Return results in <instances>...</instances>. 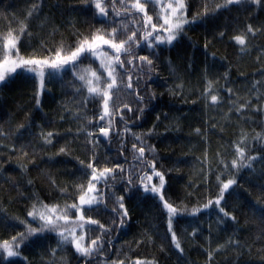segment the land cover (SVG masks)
<instances>
[{
    "label": "trees",
    "instance_id": "trees-1",
    "mask_svg": "<svg viewBox=\"0 0 264 264\" xmlns=\"http://www.w3.org/2000/svg\"><path fill=\"white\" fill-rule=\"evenodd\" d=\"M96 2L0 0V44L11 31L18 38L19 57L56 59L57 49L65 55L85 37L107 39L112 28L125 23L128 30L116 42L134 30L138 39L146 34L143 14L126 12L133 0H116L114 5L99 0L107 15L100 14ZM185 3L189 23L170 44L155 41L163 32L159 27L152 37L140 39L139 46L132 45L131 54H121V60L132 64L116 67L118 88L110 101L108 137L98 125L101 97L90 96L76 75L84 68L94 71L105 89L109 77L101 55L86 52L54 73L45 67L43 90H38V78L22 68L0 82V244L26 232V225L39 228L42 222L28 216L33 205L38 211L44 210L42 205L67 209L70 220L59 221L56 231L28 236L19 255L0 254V264H264V0L219 9L216 5L225 0ZM145 8L153 23L162 26L156 16L160 7L147 3ZM237 35L245 37V45L236 43ZM97 43L98 51L114 56L108 45ZM48 133L53 134L51 143L45 142ZM133 144L145 148L142 160ZM89 162L98 172L113 169L114 178L97 184L101 203L81 206L86 220L98 221L85 223L83 245L98 237L101 245L85 257L62 242L58 232L80 223L81 212L67 206L79 204L87 189ZM151 163L164 176V200L178 210L171 227L179 249L159 194L144 191L145 185L159 187ZM228 180L235 183L220 207L229 216L215 204L204 208ZM196 209L200 211L193 214Z\"/></svg>",
    "mask_w": 264,
    "mask_h": 264
},
{
    "label": "snow or ice",
    "instance_id": "snow-or-ice-1",
    "mask_svg": "<svg viewBox=\"0 0 264 264\" xmlns=\"http://www.w3.org/2000/svg\"><path fill=\"white\" fill-rule=\"evenodd\" d=\"M116 0H112L113 5L115 4ZM121 4H125L126 0H119ZM243 0H225V4L223 5H216V8H222L227 7L231 4H240ZM252 3L259 4L262 2V0H251ZM151 3L154 5H157L160 7L161 12H158L156 14L157 21L163 20V25L158 26V23H153V17L147 14L145 4ZM95 7L99 9L100 14L107 15V11L105 7L101 6V3L99 0H97ZM126 12L129 14L132 13H142L143 16L141 17V26L145 31V35L137 38V31L134 30L131 32V35H127L126 39H121L119 42L117 41V36L121 32H127L128 25L122 24L120 28H112V31L110 33H107V36L109 38H105L104 35H93L90 39L88 37H85L84 39L80 40L75 47L74 50H71L65 55H62L63 49H57L55 52L56 59H37V58H30V59H24L22 57H19V50L17 48V42L18 38L13 37L12 32L9 31L7 34V38L3 44H0V56H2V60H0V68H3L4 65L11 64V67L7 69V72L0 71V82L4 81L6 79V74L15 73L17 68H22L28 73L33 74V78H38V90H43L44 88V78H45V71L44 68L47 67L49 69L53 70L54 72H57L65 65L71 64L78 60L82 54L84 53H90L93 56H96L98 54V49L100 48V44L97 43V41L102 42L103 45H108L113 51L114 56L109 57L110 61H114L113 63L104 64L102 61V66L108 69V77L109 81H106V88L101 89L99 87L100 82V76L97 75L96 72L91 71L89 69H86V72H90L91 77L95 78L96 86H94L93 79H86L85 75H81L79 77L80 80L85 81L87 84V91L90 96H99L102 99V105H103V112L99 116V120H104L106 117L109 118L108 125L102 126L100 128V132L105 136H109V132L112 130V118H113V112L110 111V101L113 96V90L118 88L117 83V73H116V67L124 68L125 64H132V60H121V54H131L132 45L139 46L140 39L147 40L148 37H152L154 33H158L159 27L168 26L164 28L165 31L169 32V35H167L166 38L161 37L160 35H155L154 39L158 43H171L174 39H176V35L178 32L182 31L183 25L189 23L188 19L186 18V3L185 0H169L168 3H164L163 0H133L130 7L126 8ZM207 12V9H206ZM31 15V13H29ZM116 15L120 16L121 13L119 11H116ZM133 20H135V16H133ZM151 30H148V29ZM25 31V28L22 27L20 29V32L23 33ZM247 31L249 33L253 32V29L251 26L248 27ZM223 35V33H221ZM234 40L237 44L243 46L246 43L245 37L243 35H237L234 37ZM149 47H152L151 44L148 45ZM107 55V54H105ZM15 57V58H13ZM140 60L145 61L147 64H151L152 61L148 59V57H139ZM53 73H49V75H52ZM121 82H123V78H121ZM128 88L132 87L131 84V76L128 77ZM39 94V91H38ZM140 99H143L140 97ZM218 97L216 95L211 96V101L213 103L217 102ZM37 104H39V99H37ZM125 107H128L125 105ZM116 111H119L117 109ZM131 111V109H129ZM142 111V110H141ZM121 119L123 117L121 116ZM127 131V129H125ZM198 131V130H197ZM52 133H48L45 137L46 143H51L50 137L52 136ZM91 135V134H89ZM137 141H140L141 138L139 136L136 137ZM133 150L139 152V157H137L138 160H142L145 153V148L142 146L139 149H137L136 144H133ZM61 152L64 151L62 148L60 150ZM241 156L243 155V151L241 149H238ZM81 164H83V161H81ZM153 170V175L159 178V187L152 185L151 187H148L145 185L144 191L145 192H152L157 193L160 196V200L163 201V206L165 209H167L169 215V231L172 232V220L171 217L178 214L177 208H175L172 204H169L167 201L164 200L163 194L161 192V189L164 186V176L161 172L155 170V164L151 163L148 165ZM232 166H236V161L234 160L232 162ZM119 167V166H118ZM87 169H91L90 179L88 181L87 189L84 190L83 194L79 196V204H72L67 206L68 208L76 209L77 212H81V214L77 217V220L80 222L76 224L73 227L65 228L64 231L58 232V235L62 238V242L64 243H71L74 247L76 252L80 253L82 256L90 257L92 256L100 245L99 237L97 239L91 240L90 244L88 246H84L82 241L84 240L83 233L79 236L76 235V229L77 227L80 229L84 228L85 223L89 224H98V221L92 220L91 218L85 219V216L82 214V207L83 205H88L91 207L93 204H99L102 202V193H100L99 189L97 188V184H99L101 181H104L107 183L109 178H114L113 176V169L111 168H104L103 170H100L99 172L94 167L93 162H89L86 165ZM120 171H124L123 168H120ZM85 175H88L87 172H85ZM148 180H151V176H147ZM129 184L132 183L131 180L128 181ZM141 183H143V178L141 179ZM234 180H228L226 183H222L221 191L218 196V198L215 201H209L208 204L204 205V208H208L209 206L215 204L221 213H223L224 216H229V213L225 211L223 207H220L221 200H223L224 193L230 188L232 184H234ZM90 193H95V195H89ZM123 197H120L118 199V206L120 209L124 208L123 205ZM42 208L44 211H38L36 209V206L33 205V210L28 213V216L32 217L33 220H39L42 223L40 224L39 228H31L30 226L26 225V232L20 233L18 237H13L12 242L4 241L2 244H0V254L6 253L7 257H15L19 255L18 249L21 247V245L24 243V241L28 238V236L36 235L37 232L45 231L46 229L49 231H56L58 227V222L63 220L65 224H69V216L67 214V209H59L58 206H51L48 205H42ZM113 211H116V209H113ZM200 211L199 209H196L193 211V214H196V212ZM124 216H127V211L125 210L123 212ZM234 219V217H233ZM24 223V222H22ZM101 229L104 228V225H99ZM65 232L68 233V235H65ZM172 241L175 244V247L177 249L180 248V244L178 241V238L175 234V232H172ZM0 259H2V255H0ZM115 264V262H114ZM120 264H123L121 261ZM135 264H145V262H141L137 260Z\"/></svg>",
    "mask_w": 264,
    "mask_h": 264
},
{
    "label": "rangeland",
    "instance_id": "rangeland-1",
    "mask_svg": "<svg viewBox=\"0 0 264 264\" xmlns=\"http://www.w3.org/2000/svg\"><path fill=\"white\" fill-rule=\"evenodd\" d=\"M163 2L164 3H168L169 2V0H163ZM184 26V25H183ZM166 27H168V26H163V32H161L160 33V36L161 37H163V38H166L167 37V35H169V32H167V31H165L164 30V28H166ZM98 54L99 55H101L102 57H103V60H104V63L105 64H108V63H112V61H110L109 60V57H111L105 50H100V51H98ZM105 54H107V55H105ZM26 59H30V58H26ZM87 68H84V69H82L81 71H77L76 72V75L78 76V79H79V77L81 76V75H85V77H86V79H93V82H94V86H96V81H95V78H93V77H91V74H90V72H86L85 70H86ZM54 74H52V76H53ZM98 76H100V75H98ZM80 80V79H79ZM81 81V83L82 84H84L85 86H87V84H86V82L85 81H82V80H80ZM99 85H100V83H99ZM102 114V113H101ZM100 114V115H101ZM108 117H106L104 120H99L98 121V125H99V127L101 126H106V125H108ZM90 196L91 195H94V193H90L89 194ZM41 211H44V210H41ZM83 233V235H84V240L82 241V243H84L85 242V238H86V236H85V231L83 230V229H81V230H76V235L77 236H79V235H81ZM65 235H68V233L67 234H65Z\"/></svg>",
    "mask_w": 264,
    "mask_h": 264
}]
</instances>
